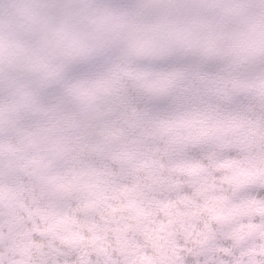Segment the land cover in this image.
<instances>
[{"label":"clouds","instance_id":"clouds-1","mask_svg":"<svg viewBox=\"0 0 264 264\" xmlns=\"http://www.w3.org/2000/svg\"><path fill=\"white\" fill-rule=\"evenodd\" d=\"M0 264H264V0H0Z\"/></svg>","mask_w":264,"mask_h":264}]
</instances>
